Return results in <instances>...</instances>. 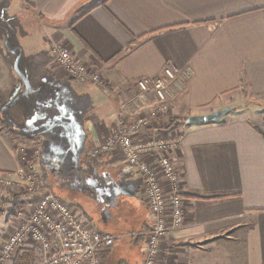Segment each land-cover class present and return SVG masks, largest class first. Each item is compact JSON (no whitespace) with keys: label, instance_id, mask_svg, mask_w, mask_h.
<instances>
[{"label":"crops","instance_id":"crops-1","mask_svg":"<svg viewBox=\"0 0 264 264\" xmlns=\"http://www.w3.org/2000/svg\"><path fill=\"white\" fill-rule=\"evenodd\" d=\"M0 21V173L18 180L17 148L26 141L72 145L67 162L100 157L98 218L106 215L115 227L98 226L70 202L91 226L116 237L105 264H142L145 241L136 234L153 220L139 194L143 177L120 160L119 149L101 147L121 110L128 121L143 115L141 103L129 101L141 77L166 66L191 71L169 96L170 116L186 121L236 109L179 131L167 128L166 113L164 126L137 137L178 140L167 156L181 176L185 220L163 241L159 264H264V113L251 106H264V0H0ZM52 44L66 45L101 83L67 76ZM247 100L254 102L241 109ZM3 117L15 137L2 129Z\"/></svg>","mask_w":264,"mask_h":264},{"label":"built area","instance_id":"built-area-1","mask_svg":"<svg viewBox=\"0 0 264 264\" xmlns=\"http://www.w3.org/2000/svg\"><path fill=\"white\" fill-rule=\"evenodd\" d=\"M52 51L56 62L63 66L72 79L101 83L100 74L75 58L67 47L54 46ZM162 72L152 77H141L137 81L139 93L133 101L151 109L134 121H128L121 110L117 129L101 147L102 152L119 149L123 156L120 160L144 177L140 197L152 211L153 224L144 233L146 253L142 264H157L158 256L163 251V241L172 229L182 226L185 220L181 176L173 160L167 156L168 149L178 140L175 137L165 139L157 134L137 139L147 132L144 129L157 124L159 112L165 113L167 110L172 90L182 88V82L191 75V71L175 70L170 66L164 67ZM153 97L158 104L148 106ZM33 153L28 159L31 169L29 176L21 169L18 180L21 179L25 190L33 198L37 196L36 204L30 212L27 209L17 212L18 224H15L14 232L6 241L3 255L9 259L21 249H27L32 254L31 264H105V252L115 244L116 237L91 226L77 214L71 202L50 189H42L35 163L38 153ZM25 164H28L27 161ZM12 175L9 172L0 174V184L15 182Z\"/></svg>","mask_w":264,"mask_h":264},{"label":"rangeland","instance_id":"rangeland-1","mask_svg":"<svg viewBox=\"0 0 264 264\" xmlns=\"http://www.w3.org/2000/svg\"><path fill=\"white\" fill-rule=\"evenodd\" d=\"M0 24H1V21H0ZM0 28H1V26H0ZM58 45L62 46V47L63 46L67 47L64 44L63 45L52 44V46L50 48L52 55H53L52 48L54 46H58ZM53 57H54V55H53ZM53 59L56 61L55 57ZM59 65L63 68V66L61 64H59ZM63 70L65 71L64 68H63ZM65 73H66V71H65ZM66 75L69 76L67 73H66ZM133 99L134 98H132L131 100L129 99V101H131V103H133ZM152 102L153 101H151V104L153 105L154 102L153 103ZM251 102H254V101H248L247 100V101L242 102V104H238V105L242 109V107L245 104H250ZM251 106L255 107L254 110L256 111L255 113H257V115L262 114V112L264 113V106L258 107L257 104H255V103H254V105H251ZM231 107H233V106H231ZM122 108L123 109L127 108V106L124 105V106H122ZM137 108H140V110L142 109L143 114H145V112H144L145 109H148L146 111H149L150 107L148 108V107H138L137 106ZM166 108H167V110H166L165 114H163V112H159V114H158L159 119L157 120V124H160L161 126H162V124H163V126L165 125L164 123L161 122L162 121L161 119H162V117H164L163 115H166V113H167V116H165V118L168 117L167 128L168 129L172 128L173 131H179L182 128L181 125L186 124V121L185 120L182 121L180 119L178 120V119L174 118L173 116H170V112H169L170 109H169L168 105L166 106ZM259 108L262 112L259 111ZM217 110L213 109L212 112H215ZM251 114H253V111H251ZM118 116H119V114L117 115V118H118ZM140 117L136 118L135 120L140 119ZM2 121H3L2 129H4L5 133L7 135H9L10 137L13 136L15 133H14L13 129H11L7 125L6 121L4 120V117H3ZM8 122L11 124L10 121H8ZM178 122H180V123H178ZM176 124H178V125H176ZM13 137H15V136H13ZM37 137L38 136L36 135L34 137V140L36 139L37 141H39ZM38 144L36 142L28 144L27 141L22 143V144H19V147L17 148V152L19 153V162L21 165L20 170L21 169L23 171L25 170L26 171V172L24 171L25 175L29 176V174H30L29 171L31 169L29 167L30 163L28 162V159L30 158V156H33V154L31 153L33 148L37 147L35 151L38 153V156H37L35 163H36L37 170H38L37 171L38 178L40 179V180H38V182L42 185V189H50V190L52 189V191L54 190L53 192H55L56 194H58L62 198L68 200L69 202L73 201V202H76L80 206V208L84 207V209L87 211V213H89V216L94 220L95 223H97L98 226H101L103 228H105V225H107L108 227L109 226L115 227V225L112 224L111 222L103 221V220H108L106 215H101L102 214L101 213L99 216H101L103 218V220L98 218L97 212L101 208H103V205H104V201L101 199L102 195H101V191L99 188L100 181H98L100 176H97L96 174H94L93 176H84L83 173L80 172L79 169L77 168V164L75 162H70L68 164H59V163L48 164L50 168L47 169L48 166H46L47 170H45V166H44L45 164L43 165V162H42V160H43L42 148L44 146L43 140H41V143L39 145ZM58 145H60V144H58ZM60 146H63V145L61 144ZM49 148L50 147H48V149ZM24 155L26 157V160L24 159ZM55 156H59L56 151L52 152L51 159H53ZM39 158H40V163H39ZM26 161L28 164H25ZM30 161L32 162V160H30ZM46 164H47V162H46ZM72 166L76 167L77 169H75V170L71 169ZM52 167H53V169H52ZM5 173H7V172H5ZM5 173H0V174H5ZM20 180H18V181L16 180L12 184L11 183H6V185L0 184V264H15V262L20 259L21 252L23 251V249H21L19 252L14 254L9 259L5 258V256L2 253V250L4 249V247L7 243L6 241L8 240L9 236L15 230V226H16L15 224H18V220H16L17 219L16 214L19 211V209H27V207H29V205H31V207H32L35 200L37 199V196H35L33 198V196L30 195L25 190L24 184H22V181H20ZM143 181H144V177H143ZM38 182L36 181V183H38ZM142 189L139 190L140 196H141ZM90 203L93 206V210H91L89 207ZM147 205H148V203H147ZM148 207H149V205H148ZM121 209H122V206H121ZM27 211L30 212V208ZM115 220L116 219L114 218L113 223H115ZM152 224L153 223L151 222V225ZM150 226L146 230H148L150 228ZM180 227H182V226H180ZM180 227H177V228H180ZM177 228H175V229H177ZM146 230L143 232L145 233ZM144 233H137L136 235L141 236V237L143 236L144 241H146V236L144 235ZM118 242L120 243V241H118ZM119 246L121 247V245H119ZM121 249L125 250L126 248H123V246H122ZM137 249H139V248H137ZM141 249H142V246H141ZM129 251L130 250H127V251H125V253L128 255ZM142 251H143V249H142ZM117 254H118V250L116 249V253L115 254L113 253V257L111 258L112 263H115ZM162 254H164V253L160 252V255L158 256V259H157V261H158L157 264H159V262H160L159 258L161 257ZM144 258H145V256H144ZM144 258H143V260H144ZM31 263H32V259H31L30 264Z\"/></svg>","mask_w":264,"mask_h":264},{"label":"trees","instance_id":"trees-1","mask_svg":"<svg viewBox=\"0 0 264 264\" xmlns=\"http://www.w3.org/2000/svg\"><path fill=\"white\" fill-rule=\"evenodd\" d=\"M68 141L69 140L67 139L66 142H68ZM71 148H73L72 145H68L67 144V146L66 145L60 146V145H58L55 142H54V145H53V147L51 149L50 148L48 149L47 145H44L43 148H42V152H43L42 155H43V165L45 164L44 165L45 169H46V166H48V169H49V165L48 164H56V163L68 164V163H70V162H67V158H68V153H69L68 150L71 149ZM55 151L57 152V154L59 156H55L53 159H51L52 152H55ZM100 160H101L100 157H95L93 159H90V158L85 159V156H84V158L80 162H76L75 161V163L77 164V168L79 169V171L82 172L84 176H93L94 175V171H96V169L98 167L94 161H98L99 162ZM46 162H47V164H46ZM77 168L76 167H71V169H73V170H75ZM52 169H53V167H52ZM136 237L143 238L141 236H136ZM31 259H32L31 251L27 250V249H24L21 252L20 259L18 261H16L15 264H30Z\"/></svg>","mask_w":264,"mask_h":264},{"label":"water","instance_id":"water-1","mask_svg":"<svg viewBox=\"0 0 264 264\" xmlns=\"http://www.w3.org/2000/svg\"><path fill=\"white\" fill-rule=\"evenodd\" d=\"M235 109H236L235 107L229 106L223 109H218L215 112L204 113V115H198V114L192 115L186 119V124L188 126H192V124H205V123L217 122L224 115L229 113V111Z\"/></svg>","mask_w":264,"mask_h":264}]
</instances>
